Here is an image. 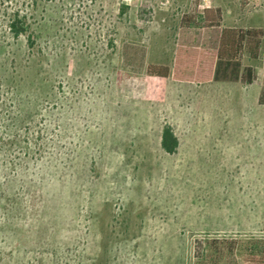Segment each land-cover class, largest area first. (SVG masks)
<instances>
[{
    "label": "rangeland",
    "instance_id": "obj_1",
    "mask_svg": "<svg viewBox=\"0 0 264 264\" xmlns=\"http://www.w3.org/2000/svg\"><path fill=\"white\" fill-rule=\"evenodd\" d=\"M264 31V0H0V264H245L264 249L254 85L177 83L178 46ZM24 23L14 36L11 24ZM125 44L146 49L139 71ZM170 127L174 154L162 147Z\"/></svg>",
    "mask_w": 264,
    "mask_h": 264
},
{
    "label": "trees",
    "instance_id": "obj_2",
    "mask_svg": "<svg viewBox=\"0 0 264 264\" xmlns=\"http://www.w3.org/2000/svg\"><path fill=\"white\" fill-rule=\"evenodd\" d=\"M222 9L207 8L196 18L184 16L182 27L186 29H219L223 24ZM12 33L19 37L25 33L24 23L16 18L11 24ZM264 31L261 29L222 28L217 50L191 46H178L172 69L163 66H151L148 74L174 82L202 85L211 82L241 83L251 86L257 80L256 70L252 66L243 67V58L247 54L257 61L261 56ZM123 54L126 63L135 70L145 67L146 49L132 44H125ZM259 104L264 106V79L262 82ZM162 147L168 154L176 153L179 141L170 127L162 134ZM245 264H264V249L252 253L245 259Z\"/></svg>",
    "mask_w": 264,
    "mask_h": 264
},
{
    "label": "crops",
    "instance_id": "obj_3",
    "mask_svg": "<svg viewBox=\"0 0 264 264\" xmlns=\"http://www.w3.org/2000/svg\"><path fill=\"white\" fill-rule=\"evenodd\" d=\"M256 81H257V80H256ZM256 81H255V82H256ZM262 82H263V80H262ZM254 84H255V83H254ZM254 84H253V85H254ZM261 85H262V83H261Z\"/></svg>",
    "mask_w": 264,
    "mask_h": 264
}]
</instances>
